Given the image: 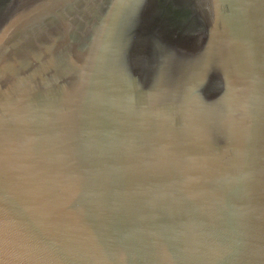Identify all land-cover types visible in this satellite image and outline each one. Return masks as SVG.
I'll list each match as a JSON object with an SVG mask.
<instances>
[{"label":"water","instance_id":"1","mask_svg":"<svg viewBox=\"0 0 264 264\" xmlns=\"http://www.w3.org/2000/svg\"><path fill=\"white\" fill-rule=\"evenodd\" d=\"M0 264H264V0H0Z\"/></svg>","mask_w":264,"mask_h":264}]
</instances>
